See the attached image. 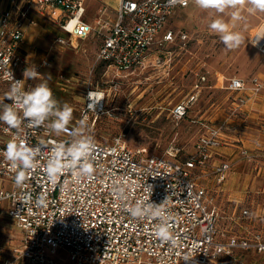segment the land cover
I'll use <instances>...</instances> for the list:
<instances>
[{"label":"built area","instance_id":"1","mask_svg":"<svg viewBox=\"0 0 264 264\" xmlns=\"http://www.w3.org/2000/svg\"><path fill=\"white\" fill-rule=\"evenodd\" d=\"M3 1L10 2L12 11H0V99L11 83L6 73L11 71L14 79L22 80L25 68L31 67L22 49L24 25L31 12L61 27L65 36L57 37L55 43L63 49L75 48V39L97 36L102 42L96 63L105 65L117 77H125L146 69L151 64L150 57L156 53L157 58L161 57L168 45L188 38L167 26L177 9H186L193 2L119 0L114 18L108 20L101 15L92 26L85 20L88 13L84 0L0 3ZM251 34L250 45L264 55V21ZM51 63L45 59L36 67L37 71L42 74L41 70L51 68ZM33 85L34 81H25L26 89ZM225 89L234 98V109L219 125L203 124L196 151L188 160H181V149L175 143L163 154H154L146 148L134 150L122 137L108 144L94 140L95 148L89 158L94 168L91 177L64 170L50 179L46 172L47 162L54 155L52 149L71 143L72 131H81L79 123L70 122L57 135L47 127V122L40 128L22 125L18 130L7 129L0 122V215L10 219L22 235V244L15 249L13 259L29 264H63L64 258L59 255L62 250L69 257L66 264H222L221 257H230L237 249L263 252L264 242L260 238L219 240L220 219L214 198L199 183L200 177L194 176L199 171L203 177L211 173L218 184L226 181L232 163L218 158L221 149L230 143L229 122L238 120L243 108L261 97L264 81L260 77L250 82L235 77ZM92 93L89 91L87 97L89 106ZM198 97L192 95L176 105L171 111L174 121L186 118ZM13 137L37 150L35 166L26 173L27 179L21 186L14 179L17 169L2 154ZM240 155L252 159L247 149L240 150ZM121 188L126 199L117 193ZM41 198L43 202L39 203ZM137 201L160 205L163 220L148 215L132 217L125 207L135 206ZM242 213L246 218L252 217L249 209ZM161 223L175 237L174 245L155 235L156 226ZM13 261L8 259L3 264Z\"/></svg>","mask_w":264,"mask_h":264},{"label":"rangeland","instance_id":"2","mask_svg":"<svg viewBox=\"0 0 264 264\" xmlns=\"http://www.w3.org/2000/svg\"><path fill=\"white\" fill-rule=\"evenodd\" d=\"M249 7L245 3L235 9L244 17L239 21L231 19V9L219 14L214 10H202L194 2L186 9H177L167 28L177 34L185 33L188 38L168 45L161 51V57L156 59V53L146 69L125 77H117L114 72L107 71L105 65L96 63L95 49L100 43L97 36L85 42L75 39L74 49L58 46L49 53L55 38L65 35L59 27L41 19L49 24V28L44 30L45 37L38 45L40 48H34L40 59L33 64L39 67L45 57H49L52 66L42 69L41 75L50 76L48 84L61 105L66 102L72 107L70 122L81 126L83 121L81 130L84 135H91L93 140L106 144L122 137L134 150L146 148L154 154H163L175 143L181 149V160L185 161L196 151V144L204 131L203 124L219 125L234 109V98L225 89L228 81L235 77L247 82L260 77L264 81V56L249 43L252 30L264 21V12L250 14ZM216 18H222L230 30L243 34L244 41L238 48L225 49L218 35L208 27ZM203 77L207 80L203 81ZM38 82L34 81V85ZM89 91L103 93L105 107L89 106ZM195 94L199 96L198 100L187 117L174 121L171 116L173 108ZM103 107L104 113H101ZM86 111L88 119H85ZM259 123L264 129V120ZM238 128L230 124L227 131L229 145L234 146L232 154H228L230 160L226 159L224 150L227 146L221 149L218 158L232 163L226 181L218 184L211 173L203 177L199 171L194 176L200 177L199 183L207 187L214 198L220 219L219 240L256 237L264 242V148L252 150L244 147ZM243 148L252 155L251 160L239 155ZM244 209H249L252 217H244ZM21 240L22 235L15 224L0 215V264L8 259L14 260L15 249L22 244ZM59 255L64 258L63 264L69 262L65 251L60 250ZM221 262L264 264V251L237 249L232 256L221 257ZM13 264L29 263L14 260Z\"/></svg>","mask_w":264,"mask_h":264},{"label":"clouds","instance_id":"3","mask_svg":"<svg viewBox=\"0 0 264 264\" xmlns=\"http://www.w3.org/2000/svg\"><path fill=\"white\" fill-rule=\"evenodd\" d=\"M247 4L249 13L264 12V0H194V4L202 10H214L216 13L224 14L227 10H233L231 19L239 21L244 17L238 14L235 9L240 5ZM208 27L218 35L220 42L227 50L238 48L244 41V36L239 31L230 30L228 24L222 18L214 19ZM235 28V24L232 25ZM6 75L10 78L9 90L0 99V122L7 126V129H20L22 125L28 128H40L46 125L51 132L59 135L67 129L72 120L73 109L68 103H61L54 97L53 91L48 84L50 76H43L36 66L25 68L22 80L14 79L11 71ZM25 81H39L33 86L25 88ZM10 101L6 103L5 101ZM83 126V121H81ZM73 140L69 144L61 143L52 149L54 155L48 160L46 172L50 179L55 178L64 170L76 171L80 175L91 177L94 168L89 163V158L95 148L91 135H84L79 129L72 131ZM37 150L31 148L23 140L17 142L13 137L9 140L2 152L4 158L10 162L13 169H17L15 183L23 185L27 179L26 173L35 166ZM123 189L117 193L121 198ZM43 202V198L39 203ZM127 211L134 218H142L145 215L151 218L161 216L160 205L153 203L144 204L137 201L135 206H126ZM155 235L162 241L175 244V237L169 228L161 223L156 226ZM188 262V260H186Z\"/></svg>","mask_w":264,"mask_h":264},{"label":"crops","instance_id":"4","mask_svg":"<svg viewBox=\"0 0 264 264\" xmlns=\"http://www.w3.org/2000/svg\"><path fill=\"white\" fill-rule=\"evenodd\" d=\"M85 6L87 8L88 14L85 16V20L89 25L94 26L96 19L102 15L104 19H112L114 18L115 9L119 6V0H84ZM0 11H4L5 13H8L12 11V5L9 1H3L0 3ZM45 18L41 15L37 14L36 12H31L28 15L27 21L25 23L24 31H25V43L22 45L23 52L25 53L27 57V61L29 62V65L36 66L35 63L38 61L39 56L36 53V49H34L36 46L37 48H40L38 45L42 43V39L44 36V30L46 28H49V24H45L42 20ZM45 21L59 27L58 24L51 22L47 19ZM61 27H59V31ZM58 37V36H57ZM56 37V38H57ZM91 37L96 36L94 34L90 35L87 39H83L81 41H86L90 39ZM55 38V40H56ZM97 39H99L97 37ZM52 48H49V53L52 49H55L58 47L55 43ZM100 43L96 45L95 49V57L98 53L99 47L101 45V39L98 40ZM78 48V47H77ZM74 49V48H71ZM156 55H152L150 57V63H152L155 59ZM49 57H45V59H48ZM44 59V60H45ZM157 59V57H156ZM43 60V61H44ZM218 82H220V78H218ZM224 84V81H222ZM243 111L240 114V118L238 120H234L230 124H232L233 128L240 129V140L244 143V147H248L252 150L256 149H263L264 148V129L260 126V121L264 120V93L261 95V97H258L256 101H250L245 108H243ZM248 123V125H246ZM260 126V127H259ZM234 146L227 145V148H224L226 150L225 152L228 154H232V148ZM223 152V151H222ZM223 152V154H226ZM226 155V159L230 160L229 155ZM240 155V152H239ZM231 156V155H230Z\"/></svg>","mask_w":264,"mask_h":264},{"label":"bare ground","instance_id":"5","mask_svg":"<svg viewBox=\"0 0 264 264\" xmlns=\"http://www.w3.org/2000/svg\"><path fill=\"white\" fill-rule=\"evenodd\" d=\"M91 97V102H90V106L92 108L96 107L95 105L98 104L99 106L103 105V99H104V94L103 93H92L90 95ZM90 108V109H92Z\"/></svg>","mask_w":264,"mask_h":264},{"label":"trees","instance_id":"6","mask_svg":"<svg viewBox=\"0 0 264 264\" xmlns=\"http://www.w3.org/2000/svg\"><path fill=\"white\" fill-rule=\"evenodd\" d=\"M193 2H194V0H193ZM192 3V2H191ZM263 55V54H262ZM264 56V55H263ZM81 132H82V130H81ZM83 133V132H82ZM98 142V141H97Z\"/></svg>","mask_w":264,"mask_h":264}]
</instances>
